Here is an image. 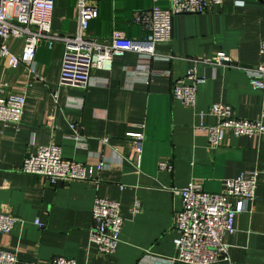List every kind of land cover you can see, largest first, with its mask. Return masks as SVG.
<instances>
[{
	"label": "crops",
	"instance_id": "0c3cea01",
	"mask_svg": "<svg viewBox=\"0 0 264 264\" xmlns=\"http://www.w3.org/2000/svg\"><path fill=\"white\" fill-rule=\"evenodd\" d=\"M76 1L53 0L54 34L76 32ZM84 1L97 9L85 35L98 39L108 38L112 31L128 40L142 39L145 33L132 22V14L154 4L167 5L166 0ZM262 39L264 0H225L202 14L174 16L171 40L156 46L147 75L135 69L144 61L127 51L112 59L109 72L92 70L84 90L58 86L59 42L49 49L44 42L38 44L32 73L21 65L9 68L0 59L5 94L24 97L18 124L0 123V214L19 220L7 234H0V252L13 253L16 264H46L55 256L75 264H181L175 261L172 244L173 215L180 210L174 191L196 180L203 191L218 193L222 180L255 171L254 198L235 216L234 231L222 236L227 260L217 264H264V137H236L225 131L219 144L210 148L205 131L196 128L197 113L213 103L230 106L238 119L264 124V88L253 90L248 83L249 70L264 64L258 55ZM3 44L14 55L21 48L13 38ZM215 53L242 68L202 63ZM192 68L206 81L196 87L190 109L174 100L170 89ZM70 123L82 147L72 139ZM202 123L210 126L215 119L204 116ZM133 133L142 136L137 161L127 137ZM102 140L106 166L97 170ZM47 144L57 145L62 158L90 168L97 181L48 185L21 174L24 156ZM161 162L170 169H158ZM95 197L117 202L122 219L116 249L106 256L87 241ZM33 220L43 227L37 228Z\"/></svg>",
	"mask_w": 264,
	"mask_h": 264
},
{
	"label": "built area",
	"instance_id": "2783aa9c",
	"mask_svg": "<svg viewBox=\"0 0 264 264\" xmlns=\"http://www.w3.org/2000/svg\"><path fill=\"white\" fill-rule=\"evenodd\" d=\"M225 0H166V7L157 5L136 11L132 14V22L145 33L139 40H128L120 33L112 31L108 38L98 39L85 35L88 22L97 15L94 5L84 0L75 4L77 28L71 35H56L50 29V15L53 0H0V59L7 67L23 66L32 73L31 63L35 49L44 42L49 49L55 42L61 43L62 51L58 72L57 85L74 87L84 90L89 84L92 70L109 72L113 58H120L127 51L137 54L144 61L143 65L135 66L136 71L143 75L149 74V63L156 56L155 48L166 45L171 40V21L174 16L184 14H202L212 6H218ZM239 2L240 0H231ZM155 3L156 0H153ZM13 38L21 42L19 53H10L3 40ZM258 55L264 59V39L259 42ZM172 59L171 56H167ZM203 64L230 66L231 59L221 53H215L202 61ZM184 80L186 82H184ZM206 81L205 76L195 74L194 69H188L182 80L173 84L171 97L186 108L193 109L195 92L198 85ZM248 83L253 90L264 88V64L248 72ZM5 85L0 84V123L18 124L22 115L24 97L15 94H5ZM76 106H81V100H75ZM204 116H211L215 123L203 125ZM196 128L206 133L207 144L215 148L223 133L233 136L264 137V124L260 121L238 119L230 106L222 103L211 104L206 112H198ZM72 139L76 146L82 147V139L78 136L76 126L69 124ZM133 141L134 159L137 161L140 152L141 133L127 134ZM105 140L99 142L97 170L105 168V159L101 158V150ZM158 169L169 170L165 162L158 164ZM21 174L37 177L48 185L69 182L95 183L97 175L81 163L64 159L60 148L54 144L38 146L32 153L22 159L18 169ZM257 173L242 172L234 178L224 179L218 193L202 190L201 182L190 180L185 186L174 191L180 198V210L173 215L172 240L176 250L175 261L181 264H217L226 261L227 245L222 243L224 234L234 231L233 222L237 214L243 212L244 202L254 198ZM121 190L122 187L118 186ZM137 211V204L133 212ZM90 224L87 241L95 247L99 255H110L119 242L122 219L119 216V205L115 201L95 197L90 210ZM19 223L17 218L8 214H0V234H7ZM37 228L43 225L33 220ZM0 264H16V258L11 252H0ZM46 264H75L70 258L55 256Z\"/></svg>",
	"mask_w": 264,
	"mask_h": 264
},
{
	"label": "water",
	"instance_id": "95a60500",
	"mask_svg": "<svg viewBox=\"0 0 264 264\" xmlns=\"http://www.w3.org/2000/svg\"><path fill=\"white\" fill-rule=\"evenodd\" d=\"M230 66L242 68V66H237L236 64L233 63H230Z\"/></svg>",
	"mask_w": 264,
	"mask_h": 264
}]
</instances>
